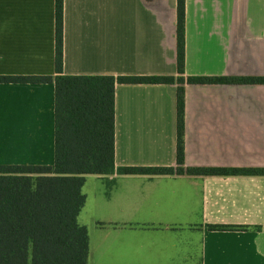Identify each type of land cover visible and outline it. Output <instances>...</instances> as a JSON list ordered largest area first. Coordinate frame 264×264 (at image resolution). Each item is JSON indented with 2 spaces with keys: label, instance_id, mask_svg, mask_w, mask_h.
I'll return each instance as SVG.
<instances>
[{
  "label": "crops",
  "instance_id": "obj_1",
  "mask_svg": "<svg viewBox=\"0 0 264 264\" xmlns=\"http://www.w3.org/2000/svg\"><path fill=\"white\" fill-rule=\"evenodd\" d=\"M178 0H64L67 75H178ZM55 0H0V75H56ZM186 75L264 76V0H186ZM54 83H0L11 164L55 162ZM186 166L264 167V84H186ZM117 166L177 163V84H117ZM89 264H264V175L88 174ZM231 225L238 229H211Z\"/></svg>",
  "mask_w": 264,
  "mask_h": 264
},
{
  "label": "trees",
  "instance_id": "obj_2",
  "mask_svg": "<svg viewBox=\"0 0 264 264\" xmlns=\"http://www.w3.org/2000/svg\"><path fill=\"white\" fill-rule=\"evenodd\" d=\"M177 9L178 75L65 74L64 0H55L56 75H0V83H54L56 89L54 164H0V264H89L90 237L79 222L88 174L264 175V167L186 166V84H264V76L186 75V0ZM117 84H177L176 165H116Z\"/></svg>",
  "mask_w": 264,
  "mask_h": 264
},
{
  "label": "rangeland",
  "instance_id": "obj_3",
  "mask_svg": "<svg viewBox=\"0 0 264 264\" xmlns=\"http://www.w3.org/2000/svg\"><path fill=\"white\" fill-rule=\"evenodd\" d=\"M9 141L8 135L0 134V164H11L16 160L15 155L11 153L6 144Z\"/></svg>",
  "mask_w": 264,
  "mask_h": 264
}]
</instances>
